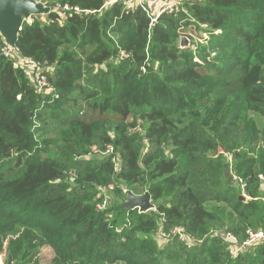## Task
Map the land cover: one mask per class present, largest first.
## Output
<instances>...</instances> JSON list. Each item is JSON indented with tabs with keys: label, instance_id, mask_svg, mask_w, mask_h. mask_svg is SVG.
I'll list each match as a JSON object with an SVG mask.
<instances>
[{
	"label": "trees",
	"instance_id": "obj_1",
	"mask_svg": "<svg viewBox=\"0 0 264 264\" xmlns=\"http://www.w3.org/2000/svg\"><path fill=\"white\" fill-rule=\"evenodd\" d=\"M35 1L51 11L22 25L16 47L50 91L0 55L1 264H40L45 248L48 264H264V243L241 245L264 230V0L158 17ZM55 3L82 12L62 17ZM190 30L208 36L193 51L180 48ZM127 192L149 193L154 209H125Z\"/></svg>",
	"mask_w": 264,
	"mask_h": 264
},
{
	"label": "built area",
	"instance_id": "obj_2",
	"mask_svg": "<svg viewBox=\"0 0 264 264\" xmlns=\"http://www.w3.org/2000/svg\"><path fill=\"white\" fill-rule=\"evenodd\" d=\"M196 1H199V0H106L104 7H108L110 5L120 3L124 6L125 10H133L135 8H141L146 13L149 14L151 11V14L154 17H158L161 14H164V13L171 14L174 11L178 10L179 8H182L184 2L194 3ZM36 2H38V1H36ZM39 3H41V2H39ZM156 3H159L158 6H155ZM42 4L45 5L44 3H42ZM54 9L61 12L62 17H65L66 13H71V12L81 13L82 12L78 7H70L67 4H65V5L55 4ZM89 13L94 14L95 12L92 11ZM36 17L37 16H29L28 18L23 20L22 25L23 24L31 25V24L35 23ZM189 21L194 22V19L190 18ZM153 22H155V19H153ZM200 27H201V29H207L206 25H202ZM181 28H183V27H181ZM196 35H197V33L195 34L194 30H190L188 32H182V33L180 32L179 38L180 39L186 38L191 43V48L193 50H195V44L197 41H199V38H196ZM198 35L202 39H206V40L208 39V36L205 33H198ZM0 55L2 57L9 59V60H12V61L14 60L13 59L14 56H17V58L20 57L19 49L16 47V45H14V46L9 45L4 40L3 37H2V46L0 48ZM121 56L126 57L125 53H121ZM19 62L22 65H16L13 61L14 67H16V68L22 67L25 70L28 67L31 70V74L35 75V78L31 80V83L34 85L37 92L48 93L50 91V86H49V83L47 81V77L45 76V74L42 73L41 65L39 63L33 62L30 58H22ZM26 73H28L27 70H26ZM91 151L93 154H96L98 152V150L95 149V147H92ZM112 152H113L112 147L107 146L105 153H112ZM225 156H227L229 161H231V158L228 154H225ZM68 176H69L70 181H73L75 178L73 171H70L68 173ZM234 179L238 180L239 188H240L241 192H243V195H245L246 184L241 179H237L236 177H234ZM259 179L262 182V188H263V194H264V177L262 175H259ZM108 188L113 189V185H109ZM246 197H247V195H246ZM102 201H103V199H102ZM102 201L96 205L97 211H103L106 209L107 201L106 202L105 201L102 202ZM263 203H264V197H263ZM136 209L139 212H141L138 208H136ZM183 232H184V230L182 228H177L174 231H172V233H177L180 235L181 241H185V237L184 238L182 237ZM245 235H246V238L241 243L242 247H246V246L250 247V246L259 245V244L264 243V230L248 229L246 231ZM224 240L230 244H236L237 243L236 239L230 233H227L224 236Z\"/></svg>",
	"mask_w": 264,
	"mask_h": 264
},
{
	"label": "water",
	"instance_id": "obj_3",
	"mask_svg": "<svg viewBox=\"0 0 264 264\" xmlns=\"http://www.w3.org/2000/svg\"><path fill=\"white\" fill-rule=\"evenodd\" d=\"M50 11L49 7L34 0H0V35L9 45L14 46L24 19L29 16L47 15ZM187 46L188 40L182 38L180 48H187ZM240 199L245 200V197L241 196ZM124 207L125 209L138 208L141 212L154 209L147 192L139 196L127 192Z\"/></svg>",
	"mask_w": 264,
	"mask_h": 264
},
{
	"label": "rangeland",
	"instance_id": "obj_4",
	"mask_svg": "<svg viewBox=\"0 0 264 264\" xmlns=\"http://www.w3.org/2000/svg\"><path fill=\"white\" fill-rule=\"evenodd\" d=\"M55 4H58V3H55ZM158 4L159 3H156L155 6H158ZM45 21H46V19L43 18L42 19V22H45ZM196 37H197V35H196ZM181 39H180V41H181ZM187 48L193 51V49L191 48V43L189 41H188ZM187 48H185V49H187ZM182 49H184V48H182ZM13 59H14L13 61H14V63L16 65H22L19 62L22 59L21 57H18L17 58V56H14ZM26 70L28 72L27 73V78L31 82V80L35 78V75H32L31 74V70L28 67L26 68ZM255 120H256V122H257V124H258L259 127H261L263 125V123H264V121L262 119H260L259 117H255ZM111 190L112 189H109V188H107V189H101L100 190V192L102 193V196H103V201H105V202L107 201V204H109V202L111 201V193H110ZM246 195H247L246 192H245V195H243V192H241V196L245 197V200H249L248 196L246 197ZM245 200H243V201H245ZM106 207H107V205H106ZM140 213H147V212H140ZM182 237L184 238V235H182ZM246 248H248V246L244 247L243 249H246ZM243 249L241 251H243ZM236 252L234 251L233 253L235 254ZM38 260H39V263L40 264H48V263H50V260H51V253H50V251L48 249H46V248L43 249L42 252L40 253L39 257H38ZM0 264H1V260H0Z\"/></svg>",
	"mask_w": 264,
	"mask_h": 264
}]
</instances>
